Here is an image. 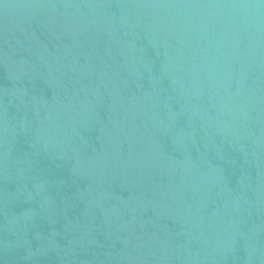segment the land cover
<instances>
[{
	"label": "water",
	"instance_id": "obj_1",
	"mask_svg": "<svg viewBox=\"0 0 264 264\" xmlns=\"http://www.w3.org/2000/svg\"><path fill=\"white\" fill-rule=\"evenodd\" d=\"M0 264H264V0H0Z\"/></svg>",
	"mask_w": 264,
	"mask_h": 264
}]
</instances>
